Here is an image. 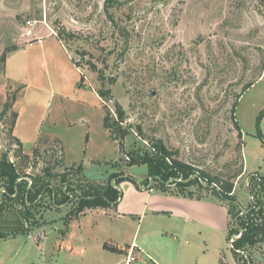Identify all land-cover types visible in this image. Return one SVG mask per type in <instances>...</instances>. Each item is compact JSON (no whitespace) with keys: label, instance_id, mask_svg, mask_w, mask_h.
<instances>
[{"label":"rangeland","instance_id":"1","mask_svg":"<svg viewBox=\"0 0 264 264\" xmlns=\"http://www.w3.org/2000/svg\"><path fill=\"white\" fill-rule=\"evenodd\" d=\"M58 30L73 34L64 47ZM104 113L119 121L118 144ZM56 140L64 160L44 177L33 154ZM4 155L19 189L0 176V264H123L103 244L124 242L159 255L180 246L196 264H264V0H0ZM145 157L162 160L184 194L234 201L226 230L222 206L218 227L195 229L189 245L164 239L178 229L172 218L140 212L148 167L128 166ZM110 185L122 195L116 208L85 203L76 213ZM171 190H154L150 206L181 193ZM229 233L234 245L247 236L236 255Z\"/></svg>","mask_w":264,"mask_h":264},{"label":"trees","instance_id":"2","mask_svg":"<svg viewBox=\"0 0 264 264\" xmlns=\"http://www.w3.org/2000/svg\"><path fill=\"white\" fill-rule=\"evenodd\" d=\"M56 39L60 42H62L63 39H73V34L71 33H67L65 31H61L58 30V32L55 35ZM15 49V48H13ZM12 49V50H13ZM4 60V57H3ZM77 66L76 63H74ZM252 86V84H249L247 86L244 87V89H242V92H240L237 96H235V101L233 103L232 106V113H234L236 105H237V101L239 100V98L241 97V95L248 90L250 87ZM96 94L98 95V97L103 100V101H108L111 100V93L106 90L103 91L102 89L98 90L96 92ZM114 107H115V112L118 115V117L121 118L122 116V110L119 106L118 103L114 102ZM11 104L10 103H6L4 106V110L2 112V114L6 113L7 111H9ZM263 115V113H261L259 115V118ZM109 114H105L104 113V118H103V128L108 132V138L117 143L118 144V139L117 136L121 137L122 136V130L120 127H118V123L119 121H113L110 120ZM259 121V120H258ZM234 123L237 124L236 121H234ZM261 137V134H258ZM20 144V143H19ZM161 153V152H158ZM160 156H162V154H160ZM164 156V155H163ZM166 159H169L167 156L165 157ZM32 163L33 161H37L38 159L41 160V163L43 162V167L41 168L40 172L42 173V175L44 177H48V178H53L55 176V174L52 172V170L61 165L63 160H64V149H63V145L59 140H56L54 144H52L51 146H48L47 149H45L44 153H40V152H34L33 154V158H32ZM48 159H50L49 161H47ZM52 160V161H51ZM140 164H144L147 165L148 167V178L146 180V184L145 186H147L149 184V178H152L153 181L155 182L153 185H155V187L160 188L163 191H167V185H173L175 186L177 189H180V194H183L185 196H188L190 198L194 197L192 193L187 192L186 194H184L185 189L184 187H186L185 184L183 183H175V182H169V180H167L165 178L166 176V164L164 166V162L160 159L155 160L152 158H148L145 157L143 160L142 159H138L136 161H130L128 162V166H132V165H140ZM0 176L4 178L5 180V184L8 186V189L11 190L12 193H14L15 189L18 188L19 189V184H16L17 179L19 178V173H17L15 167L13 166V164L9 163V161L7 160V157L4 155L2 156V158L0 159ZM218 187L220 186V189L224 192V193H231L233 186L232 184H217ZM202 187V186H201ZM200 187V188H201ZM179 193V192H178ZM215 197H217L220 201L224 202L226 201L225 198L222 197V195L220 193H218L217 191L213 190L211 192ZM64 194V192H63ZM77 194V193H76ZM31 193L29 191V193H27V197H30ZM7 196V195H6ZM121 193L120 191H118V189L114 188L112 185H110L104 192L103 195L97 197V198H91L88 200H82L79 203V207L76 210V213H80L81 209L85 206V203L88 204L90 207H99L101 209H112V208H116L120 199H121ZM195 197H201L200 195L195 196ZM95 199V200H94ZM84 202V204H83ZM228 205V217H230V215H232V213H234V209L238 207V205L234 202V201H228L227 202ZM239 208V207H238ZM240 210V209H239ZM241 212V211H239ZM77 217V216H76ZM229 224V221H228ZM240 224V223H239ZM236 226H238V223L235 224ZM239 227V226H238ZM237 227V228H238ZM239 230V229H238ZM232 236V234L229 233V238L230 239ZM247 237V236H246ZM245 234L241 235V240L243 241V239L246 238ZM241 240H238V242H235V245L232 244V251L234 252V255H236V250L239 249L238 247H240L238 245V243H240ZM244 241H247L244 240ZM264 241V239H263ZM250 242V241H247ZM104 249L108 250L110 252H118V250H116V248L114 247H110L107 244H104ZM234 249V250H233Z\"/></svg>","mask_w":264,"mask_h":264},{"label":"crops","instance_id":"3","mask_svg":"<svg viewBox=\"0 0 264 264\" xmlns=\"http://www.w3.org/2000/svg\"><path fill=\"white\" fill-rule=\"evenodd\" d=\"M54 37V36H52ZM60 45L64 47V45L59 41ZM32 45V44H31ZM150 184V182H149ZM148 184V185H149ZM147 185V186H148ZM147 186H144L145 189H141L143 192V206L140 210L142 215H146L147 213H151L152 215L156 214H163L166 215L167 218L174 221V225L177 226V231H168L164 232V234H161V236L164 239H169L167 241H176L177 245L180 244L181 238H185L184 244L189 245L188 242V236L192 237L194 236L195 229L197 228H204V229H215L218 227L217 218H214L216 215V211L221 208L222 206L228 209V205L222 201H220L217 197H215L211 192L205 191L206 193L203 194L201 197H188L183 194L177 193L176 191L173 192V194L168 193L169 195L165 194L156 196L155 202L150 206V201L152 199V194L155 192L154 190L160 189L158 187H155V185L152 184V187L150 189H147ZM171 187L173 188V185H167V191H173L171 190ZM154 188V189H153ZM153 190V191H152ZM166 192V191H165ZM209 193L210 196L207 194ZM180 194V195H179ZM142 195V194H141ZM183 195V196H182ZM212 195V196H211ZM181 196V197H179ZM120 202V201H119ZM119 204V203H118ZM161 204V206H160ZM194 204L195 206L189 205ZM228 210H225V222L223 221L221 224L222 228L226 230L228 225ZM67 236V235H66ZM183 236V237H182ZM187 237V238H186ZM68 238V236L66 237ZM43 239V237H42ZM162 239V238H161ZM4 240V239H0ZM67 240V239H66ZM66 240H62L58 245L59 247L66 242ZM33 243H40L39 241H35V239H32ZM132 243V242H131ZM68 244V243H67ZM105 244V243H104ZM103 244V246H104ZM108 244V243H107ZM136 244V243H135ZM110 247L116 248L117 252H111V253H117L121 257H123L122 262L125 257V252L120 250V247L128 246L129 244L124 243H113L109 244ZM141 250L146 252L156 264H196L194 263L197 258L199 259L200 256L198 255H188L184 256L183 254H180V246L178 250L176 251V254L171 253L170 255H163L158 254L157 252L150 250L149 248H143L140 245L136 244ZM31 246V244H30ZM37 247V245H36ZM104 248V247H103ZM110 252V251H109ZM42 253V251H41ZM124 253V254H123ZM202 256V255H201ZM114 264V263H113Z\"/></svg>","mask_w":264,"mask_h":264},{"label":"built area","instance_id":"4","mask_svg":"<svg viewBox=\"0 0 264 264\" xmlns=\"http://www.w3.org/2000/svg\"><path fill=\"white\" fill-rule=\"evenodd\" d=\"M31 45V44H29ZM233 239H229L230 247L232 248ZM120 250L125 252L123 264H156L154 260L143 250H141L135 242L128 246L120 247Z\"/></svg>","mask_w":264,"mask_h":264},{"label":"water","instance_id":"5","mask_svg":"<svg viewBox=\"0 0 264 264\" xmlns=\"http://www.w3.org/2000/svg\"><path fill=\"white\" fill-rule=\"evenodd\" d=\"M152 179H150V184L147 186V189H150L151 187H152ZM113 186H114V184H113ZM141 187V186H140ZM115 188H117V187H115ZM142 189H145V188H143V187H141Z\"/></svg>","mask_w":264,"mask_h":264}]
</instances>
